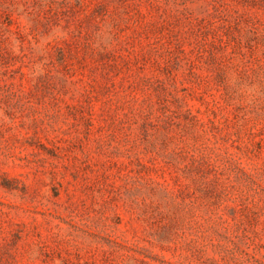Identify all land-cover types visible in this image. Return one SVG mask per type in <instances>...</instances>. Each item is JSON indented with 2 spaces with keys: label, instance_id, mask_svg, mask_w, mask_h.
I'll use <instances>...</instances> for the list:
<instances>
[{
  "label": "rangeland",
  "instance_id": "rangeland-1",
  "mask_svg": "<svg viewBox=\"0 0 264 264\" xmlns=\"http://www.w3.org/2000/svg\"><path fill=\"white\" fill-rule=\"evenodd\" d=\"M0 264H264V0H0Z\"/></svg>",
  "mask_w": 264,
  "mask_h": 264
}]
</instances>
